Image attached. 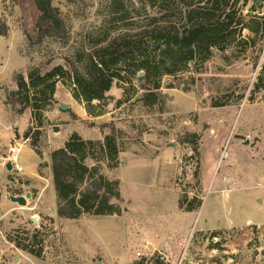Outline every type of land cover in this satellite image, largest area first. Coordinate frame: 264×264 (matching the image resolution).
Wrapping results in <instances>:
<instances>
[{
  "label": "rangeland",
  "instance_id": "obj_1",
  "mask_svg": "<svg viewBox=\"0 0 264 264\" xmlns=\"http://www.w3.org/2000/svg\"><path fill=\"white\" fill-rule=\"evenodd\" d=\"M242 1L239 6L245 22L255 21L259 29L242 31L241 39L248 40V44L242 47L240 59L227 64L222 58L224 53L213 51L210 59L198 65L196 71L189 69L174 77H162L161 106L143 107L138 102L142 91L135 80L132 85L114 82L106 94L103 115L91 117L72 98L67 87L57 85L55 103L44 113L49 122L43 126L37 145L42 156H37L39 160L35 164L48 161V153L61 147L71 133H77L84 140L102 141L109 133L110 124H114L126 148L119 155L122 164L112 172L103 171L120 181L119 218L83 215L77 220H65L56 216L49 170L42 169L40 175L37 171L36 176L41 180L34 182L4 167L10 148L20 146L21 149L31 141L23 138L32 126L30 110L18 116L5 105L6 95L16 89L15 75L25 76L34 67L50 69L63 65L65 58L75 60L77 54L86 53L100 41L125 30L137 31L160 23L179 26L183 23L184 9L179 0H52L66 35L62 39L45 38L31 45L23 34L25 28L30 35L34 34L28 0H0V26L5 25L7 29L6 36L0 37V264H40L9 242V238L15 239V231L23 229L46 233L43 262L48 264H127L130 254L138 260L135 263L144 264H155L157 259L164 264H264V175H253V171L264 173V161L255 162L257 158L252 149L245 151L236 144L238 131L249 115L254 114L251 108L241 110L242 106L264 102V0H248L246 7H242ZM250 7L255 11L249 12ZM256 85L261 88L256 89ZM119 100L124 103L116 108ZM213 102L231 105L212 108ZM61 104L68 109L61 111ZM232 114L235 121L228 125ZM223 118L227 123L218 121ZM212 129L217 132V139L213 141L206 135L203 143L208 178L211 173L213 179L227 171L236 174L240 168L237 159L252 157L254 163L244 165L252 175L243 185L228 187L215 183L206 186L202 193L195 178V173L199 176L198 151L201 137ZM193 133L198 136L197 155L191 145L183 143L185 135ZM219 142H222L221 157L215 162L214 150ZM26 148L18 156L19 164L31 162ZM163 148L174 152L167 159V166L162 164L166 162ZM187 150L191 151L190 155ZM151 160L158 165L154 166ZM37 188L44 189L41 197L36 195ZM27 194L30 197L25 206L9 202L11 196ZM200 201L204 209L202 206L203 210L194 215L177 209L180 202L185 207H196ZM208 212L213 213V224L218 228L230 222L241 225L247 220L262 226L217 232L215 238L193 233L176 254L165 253L169 259L157 250L134 249L139 245L128 223L135 215L146 222L150 231L145 232L150 235L161 229L179 230L182 234L193 224L196 229L201 227Z\"/></svg>",
  "mask_w": 264,
  "mask_h": 264
},
{
  "label": "trees",
  "instance_id": "obj_2",
  "mask_svg": "<svg viewBox=\"0 0 264 264\" xmlns=\"http://www.w3.org/2000/svg\"><path fill=\"white\" fill-rule=\"evenodd\" d=\"M179 2L184 9L183 23L179 26L156 23L152 28L125 30L100 41L86 53L77 54L75 60L65 58L63 65L50 69L34 67L25 76L21 73L15 75L16 89L6 95L5 105L18 116L30 110L32 126L23 138L31 139L29 147L36 156H42L37 145L44 124L49 122L44 113L55 103L57 85L67 87L72 98L83 105L87 115L100 117L107 100L106 94L113 83L132 85L135 80L142 91L138 102L151 109L163 103L160 93L162 77H174L189 69L196 71L198 65L210 59L213 51L224 53L222 58L227 64L237 62L243 52L242 47L248 44V40L241 39L242 31L257 32L259 29L255 21L245 22L240 0ZM242 2V7H246L248 0ZM28 4L34 34L30 35L26 28L23 34L29 44H39L45 38L65 37L64 23L52 6V0H28ZM254 11L250 7L249 12ZM6 34L5 25L0 26V37ZM227 51L229 53L226 54ZM140 73L143 74L141 77ZM259 88L256 85V89ZM93 102L97 105H93ZM123 103L117 101L116 108ZM229 105L228 102H213L211 107L224 108ZM109 127V133L103 136L102 141L84 140L77 133H71L61 148L48 153V161L38 165L39 175L42 169L49 170L55 194V212L59 219L77 220L83 215L110 217L121 214L120 181L108 173L119 167V154L126 148L114 124ZM185 136L183 143L191 145L197 155L198 136L195 133ZM105 170L108 173H104ZM195 178L198 179L197 173ZM200 205L201 201L196 207H185V203L180 202L179 208L188 212L199 209ZM14 233L15 239L9 238V242L15 249L45 261V232L23 229ZM217 234L210 233L212 238ZM155 264L164 263L157 259Z\"/></svg>",
  "mask_w": 264,
  "mask_h": 264
},
{
  "label": "crops",
  "instance_id": "obj_3",
  "mask_svg": "<svg viewBox=\"0 0 264 264\" xmlns=\"http://www.w3.org/2000/svg\"><path fill=\"white\" fill-rule=\"evenodd\" d=\"M251 108L254 112L253 115H249L247 122H244V124L242 125V127L240 128V130L238 131V135L236 136L238 139L236 140L238 144V146H240L241 148H243V150H248L249 148L252 149L253 151V155H255V157L257 158V161L255 162H263L264 161V102H253V103H246L242 106L241 110H244L245 108ZM231 107L226 109V113L229 114L228 112H230ZM232 110L235 112L236 110H234L232 108ZM226 114V116H227ZM226 118L220 119L218 120L220 123H227V120L225 122ZM235 121V114L231 116L230 120L228 121V125L232 122ZM206 135H208V137H211L213 141H215L217 139V132L215 130H209V133L203 135L201 137V143H200V148H199V153H198V157H199V176H198V180H197V185L198 187H200L201 192L203 193V190L206 186H209L211 184H215L217 183L218 186L221 185H225L227 184L228 187L231 186H237L239 184L243 185L245 182L248 181L249 175L251 176L252 174H250L249 172H247L248 170H246L244 168V165L247 163L249 165V163H254L252 162L254 158L249 157L250 160H239L237 159L240 168H238L236 170V174H234L233 172L227 171L226 174H224L223 176H221L220 178H214V174L211 173L209 178L205 175V163H204V158H203V143L206 141H204V139L206 138ZM241 141L240 143L238 141ZM222 143V142H221ZM221 143L219 142L217 144L216 149L214 150V161H218L219 158L221 157V150H220V146ZM64 143H62L63 146ZM25 146L27 147L25 150L26 155L30 158L32 163L31 165H22L20 163V165L22 166L23 170L21 175L26 176V178H28L29 180H33L34 182H40L38 180V178L41 180L40 177L37 178L38 174H37V167H38V163L35 164V162L37 160H39V158L35 155V153L31 150V148L28 145H24L21 147L20 152L24 151ZM61 146V147H62ZM58 147V148H61ZM57 148V149H58ZM162 151L165 157V161L162 164H165L163 166H167L168 161L167 159L170 157V155L172 156L174 154L173 151H171L170 149H165ZM177 149V148H176ZM19 152V154H20ZM121 154V153H120ZM119 154V155H120ZM187 154L190 155L191 151L187 150ZM19 156V155H18ZM20 159V158H19ZM131 160H143L144 158H139V159H134V158H129ZM145 160V159H144ZM119 163L120 165L122 164V160L121 158H119ZM150 163H153L154 166L158 165V162H156V164L154 163L153 160H151ZM119 165V166H120ZM33 166V167H32ZM236 167V166H235ZM214 169V168H213ZM258 169L257 167L254 168L253 170ZM214 171V170H213ZM262 172H257V171H253V175L257 174L258 176L264 175L261 174ZM37 174V176H36ZM50 174V173H49ZM51 180V177H49V182ZM52 185V183H51ZM37 188V193L36 195L38 197H41V194L43 192V188ZM221 190H218L219 192L224 193V195H226V191L222 188H219ZM39 191V192H38ZM55 198V195H54ZM10 203H12L11 201H9ZM201 201V205L200 208L197 210H193V211H183L179 208V204L177 205V209L179 212L184 213V214H188V215H194L196 213L200 212V209H204V205H202ZM202 209V210H203ZM199 211V212H198ZM228 211H230V208H228ZM202 214V213H201ZM213 213L212 212H208L207 213V220H204L202 222L201 227H199L198 229L194 228V224L188 229H186L184 232L182 231V234H180V231H168L165 229H161L158 232L150 235L148 233L145 232V230H149L150 228H147V224L146 222H144V220L141 218L140 215H135V217H133L130 221H129V227L130 230H132V228L134 229V236H135V243L138 244L139 246H136V248H134L135 250L140 248L142 250H157L162 252L161 254L166 256L169 259V256L166 255L167 253L169 255L176 254L181 247L183 246V244L186 242V240L188 239V237L193 234V233H201V234H210L212 232H227V231H231L234 229H239V228H245V227H256V226H262V225H256L254 223H252L250 220H247L244 224L241 225H235L233 222L229 223L227 226L222 227V228H218V226H214L213 222ZM198 216V215H197ZM196 216V218H197ZM113 217L114 216H110ZM117 217V216H116ZM119 218V217H117ZM195 218V221H196ZM153 229V227L151 228V230ZM150 231V230H149ZM167 235V236H165ZM134 250V252H135ZM166 253V254H165ZM172 254V255H173ZM140 255V254H139ZM29 257H31L33 260L40 262V264H48L46 262L40 261L30 255H28ZM138 260L134 258L133 254H130V259L129 262L127 264H133L135 262H137ZM111 264V263H110Z\"/></svg>",
  "mask_w": 264,
  "mask_h": 264
},
{
  "label": "built area",
  "instance_id": "obj_4",
  "mask_svg": "<svg viewBox=\"0 0 264 264\" xmlns=\"http://www.w3.org/2000/svg\"><path fill=\"white\" fill-rule=\"evenodd\" d=\"M19 152H20V146H18V147L15 146L14 148H10L8 150L9 154L4 161V165H5L4 167H6L7 165H10L11 173H14L16 176L20 177L22 174L23 168L18 162ZM15 183H17L16 180H15ZM137 256H139V254H137Z\"/></svg>",
  "mask_w": 264,
  "mask_h": 264
},
{
  "label": "water",
  "instance_id": "obj_5",
  "mask_svg": "<svg viewBox=\"0 0 264 264\" xmlns=\"http://www.w3.org/2000/svg\"><path fill=\"white\" fill-rule=\"evenodd\" d=\"M142 75H143V74L140 73V74H139V77H141ZM59 108H60L61 111H66V110L68 109V106L65 105V104H61V105L59 106ZM6 168H7V170H10V169H11L10 165H7ZM29 197H30L29 194H27V195H25V196H17V197H13V196H11V197H9V200H10L11 202H13V203H16V204L20 205V206H25V205H26V200H27ZM144 260H145V259H143V261H144Z\"/></svg>",
  "mask_w": 264,
  "mask_h": 264
}]
</instances>
